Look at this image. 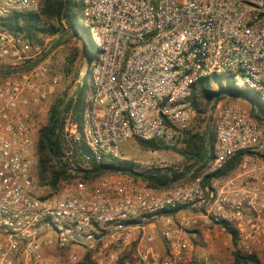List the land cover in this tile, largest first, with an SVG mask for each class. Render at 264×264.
Here are the masks:
<instances>
[{"label": "built area", "instance_id": "2783aa9c", "mask_svg": "<svg viewBox=\"0 0 264 264\" xmlns=\"http://www.w3.org/2000/svg\"><path fill=\"white\" fill-rule=\"evenodd\" d=\"M82 1L97 60L84 64L83 120L70 113L65 121L56 163L67 178L53 189L39 183L45 125L32 109L47 107L60 79L50 78L44 44L3 25L15 13L38 12L41 0H0V76L8 74L0 80V264H80L87 255L92 264H116L133 247L136 264H212L195 254L197 233H188L201 221L222 233V223L231 224L243 253L255 255L264 247V120L251 105H212L214 159L191 181L161 192L120 172L89 176L108 156L166 169L126 156L123 146L174 143L197 117L190 99L204 78L230 74L264 107V0ZM240 153L233 173L205 181Z\"/></svg>", "mask_w": 264, "mask_h": 264}, {"label": "trees", "instance_id": "16d2710c", "mask_svg": "<svg viewBox=\"0 0 264 264\" xmlns=\"http://www.w3.org/2000/svg\"><path fill=\"white\" fill-rule=\"evenodd\" d=\"M79 12H83L82 0H41L38 12L15 13L3 20L6 29L14 34H24L34 43H41L42 38L58 37L53 42L51 52L63 45L71 32H78L82 36L87 57L88 67H93L97 60V52L91 44L86 27L79 24ZM75 34V33H74ZM85 35V36H84ZM5 74L4 77H7ZM84 87L87 91L82 94ZM87 85L79 87L73 98H61L54 102L49 110V120L39 131L38 139V175L42 186L55 188L61 180H66L65 172L56 163V157L64 152V126L70 113L74 122L82 123L85 101L88 96ZM82 94V95H81ZM242 96L249 99L256 107L254 113L258 121L264 120V107L258 96L249 90H238L233 84H224L222 76H212L200 80L193 88L190 99L199 117H208L213 104L226 97ZM181 147L175 151L184 159L185 166L182 171L174 168H153L143 173L136 172L132 163L107 162L106 159L100 164L93 163V172L89 178H98L106 173L120 172L130 177H139L149 186L156 190L168 189L183 182L186 178L192 180L204 174L213 161V152L216 144V135L208 125L203 133L182 129ZM140 148L149 152H159L166 147L161 141H138ZM86 151V148H82ZM243 153L238 154L220 172L206 176L205 181L224 178L233 173L240 165ZM193 172V174H191ZM222 226L232 238L235 251L234 264H261L257 256L245 255L240 248V239L234 227L223 222ZM82 264H92L90 255L84 258Z\"/></svg>", "mask_w": 264, "mask_h": 264}, {"label": "rangeland", "instance_id": "374dc122", "mask_svg": "<svg viewBox=\"0 0 264 264\" xmlns=\"http://www.w3.org/2000/svg\"><path fill=\"white\" fill-rule=\"evenodd\" d=\"M79 24L80 27L85 28V19L82 15V12H79ZM75 33V34H74ZM85 36V35H84ZM58 37H46L42 38V42L39 44H44L46 46L47 52L46 55H43V58L48 59V65L50 68V78H59L60 84L56 87L54 95H52L49 104L47 107L39 112V110H34L35 115L38 118L40 125H46L49 120V110L51 105L61 98H73L75 93L79 88V82L81 80V75L83 72L84 61L87 57L85 50V43L82 36L78 32H71L70 35L66 38L63 45L50 51L53 45V42L57 40ZM224 84L231 83L233 84V78L230 74L221 75ZM4 79L3 76H0V80ZM246 90V87H245ZM87 91V87H84L82 94ZM81 94V95H82ZM225 103H236L245 110L250 109L251 102L246 97L236 96V97H226L221 100ZM208 117L207 119L202 116L197 117L193 120L185 129L192 130L195 132L203 133L208 126ZM181 135L175 137L174 143H165L166 147L170 149H163L156 154L154 152L145 151L136 142H127L123 146V153L135 160L154 162L158 165H166V168H176L180 171L184 169L185 162L181 155H179L175 150L181 147ZM107 162H116L112 157H106ZM138 173H143L146 170L136 169ZM109 174V173H108ZM107 175V174H106ZM191 178H186L185 181H191ZM196 231H188V233H197L196 239L193 240V247L195 254L198 257L208 256L211 259L212 264H234L233 253L235 247L232 242V238L227 233H222L219 230H216L214 226L205 224L204 221L200 222V226ZM157 246L162 251L165 252L166 246L161 239H157ZM122 251V250H121ZM79 254H82L80 251ZM61 257L63 253L58 254ZM257 259L264 264V247L257 250L255 253ZM84 260L80 263L82 264ZM137 257L135 253V248H128L120 252L119 260L116 264H136Z\"/></svg>", "mask_w": 264, "mask_h": 264}, {"label": "crops", "instance_id": "0c3cea01", "mask_svg": "<svg viewBox=\"0 0 264 264\" xmlns=\"http://www.w3.org/2000/svg\"><path fill=\"white\" fill-rule=\"evenodd\" d=\"M157 152H154V154H156ZM169 189V188H168ZM164 190H167V189H161L160 191H164ZM186 214H189L188 212H185ZM208 222V221H207ZM214 228H216V230H218L219 228L214 226ZM81 250H77L78 253H80ZM82 252V251H81ZM83 253V252H82Z\"/></svg>", "mask_w": 264, "mask_h": 264}, {"label": "water", "instance_id": "95a60500", "mask_svg": "<svg viewBox=\"0 0 264 264\" xmlns=\"http://www.w3.org/2000/svg\"><path fill=\"white\" fill-rule=\"evenodd\" d=\"M251 106H252V109H251V111H252L253 113H255V112H256L255 105H254L253 103H251Z\"/></svg>", "mask_w": 264, "mask_h": 264}]
</instances>
